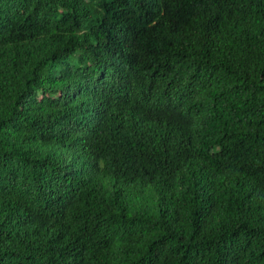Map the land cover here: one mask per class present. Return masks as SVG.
<instances>
[{"label":"trees","instance_id":"1","mask_svg":"<svg viewBox=\"0 0 264 264\" xmlns=\"http://www.w3.org/2000/svg\"><path fill=\"white\" fill-rule=\"evenodd\" d=\"M0 264H264V0H0Z\"/></svg>","mask_w":264,"mask_h":264}]
</instances>
